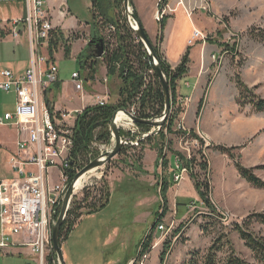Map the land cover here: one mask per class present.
Wrapping results in <instances>:
<instances>
[{
    "label": "rangeland",
    "instance_id": "rangeland-1",
    "mask_svg": "<svg viewBox=\"0 0 264 264\" xmlns=\"http://www.w3.org/2000/svg\"><path fill=\"white\" fill-rule=\"evenodd\" d=\"M139 1L144 28L147 35H150L148 37L152 44L160 47L162 40L171 61L188 53V69L191 68V72L195 74L210 69L212 74L208 73V77L213 80L205 90V98L202 97L203 101H199L194 115L190 110L193 100L189 103L183 101L185 110H175L174 103L173 110L170 108L169 113L175 114L172 131L168 130L167 122L162 125L136 123L125 113L128 112L127 109H117L136 124L140 133L133 134L120 127L123 142L121 152L97 167L87 181H84V188L82 185L76 192L74 188L68 206V212L73 210L74 225L69 236L61 243L64 262L185 264L193 251L205 252L213 239L223 231L228 234L237 252L251 260L249 249L245 247L239 234L232 232V227L235 223L242 224L250 214L264 213V188L248 183L240 175L236 163L253 169V173L264 181V112H259L257 118L249 119L250 123L242 122V131L230 121L224 123L222 120L221 125L212 127L211 123L219 119L220 113L223 119H246V111L239 103L237 74H240L252 96L264 98V43L251 35L252 31L264 28V0ZM10 2L12 3L0 0L1 17L3 13L8 16L21 13L22 5L13 0ZM164 3L168 4V8L164 15L165 28L161 31L164 18L158 21L155 14L162 4L164 7ZM69 6L82 22L92 24V0H69ZM133 11L135 9L131 12ZM174 13L176 15L173 17ZM193 25L203 33L204 40L193 39ZM57 35L56 32L54 37ZM60 36L61 41L53 52L47 46L48 53H53V58H56L58 77L65 83V91L55 92L57 104L62 106L69 102L72 107L85 106L94 101L92 94L87 91V96L81 100L80 94L75 93L71 87L74 71L80 72L82 78L85 75L82 59L74 57L80 47V43L75 40L80 36L73 33H62ZM191 39L192 42H189ZM6 40L7 52H3V56L5 59L9 58L11 70L20 75L25 70V61L19 54L11 55L15 48L10 36ZM206 43H214L219 52L208 57L202 48L199 53V46L205 47ZM192 47L194 55L190 57ZM72 48L73 56L70 57ZM89 50L92 51V48L86 47L84 53ZM41 52L47 54L46 47ZM161 54L164 56L162 51ZM154 58L156 60V56ZM211 59L214 60L213 64L206 63ZM217 74L220 75L217 77ZM109 82L113 94L108 96L107 103L112 104L118 92L112 86V80ZM106 94L105 90L104 95ZM175 94L176 89L175 93L174 90L173 94L170 92L171 103ZM248 106L254 108L251 104L244 108ZM15 109L14 93L0 90V118ZM146 120L161 121L160 117ZM179 123L183 125L181 129L177 127ZM183 133L194 141H189L188 144L182 142L180 137ZM17 140V129L10 121L0 124V179L12 175L9 159L10 153L16 150ZM114 145L115 138L111 132L109 141L94 145V151L98 152L96 158L112 150ZM217 145L234 147L231 153L235 154L236 159L217 150ZM201 156L207 162L205 168L201 165L203 161L200 163ZM192 157L197 158L198 164L192 167L193 170H184L181 162ZM202 183L209 187L210 205L203 202L204 197L200 194L198 186H203ZM66 192L67 190L64 196ZM60 211L58 209L53 212L50 219V232L47 234L50 235L51 242L52 227ZM253 229L264 237V225L256 223ZM51 245V250L44 252L42 261H35L37 256L33 255L31 246L16 247L18 252L13 253L12 250L10 253L0 251V264H49L51 259L55 264H61L53 249V242Z\"/></svg>",
    "mask_w": 264,
    "mask_h": 264
},
{
    "label": "built area",
    "instance_id": "built-area-1",
    "mask_svg": "<svg viewBox=\"0 0 264 264\" xmlns=\"http://www.w3.org/2000/svg\"><path fill=\"white\" fill-rule=\"evenodd\" d=\"M13 1L23 4L25 13L11 20L10 32L16 38L21 35L28 38L31 63L20 75L8 68L0 70V90L13 92L16 96L15 111L6 112L0 118V124L10 121L18 132L16 150L10 153L9 159L12 175L0 179V251L31 246L33 254L42 261L44 252L52 248L47 232H50L53 212L62 206L72 173L76 174L83 168L81 165L73 167L75 163L71 154L75 122L83 109L56 112L50 107L49 93L58 82L59 67L47 51L56 30L49 0ZM166 10L160 8L155 14L156 20L161 21ZM125 16L127 20L126 11ZM129 27L133 31L136 28L132 17ZM110 28L114 29V26L110 25ZM192 37L204 40L203 33L196 29ZM44 47L45 55L41 52ZM153 61L154 65L157 64L154 57ZM72 79L76 89L82 90L80 73L73 72ZM183 101L189 103L192 98L180 94L182 109L185 110ZM106 103L105 98H99V105ZM128 112L136 116L134 107ZM120 123L119 128L123 127L133 134L140 133L136 124L127 117ZM177 127L181 129L183 125L179 123ZM184 139L181 141L188 144L189 141Z\"/></svg>",
    "mask_w": 264,
    "mask_h": 264
},
{
    "label": "trees",
    "instance_id": "trees-1",
    "mask_svg": "<svg viewBox=\"0 0 264 264\" xmlns=\"http://www.w3.org/2000/svg\"><path fill=\"white\" fill-rule=\"evenodd\" d=\"M123 3L124 0H92L91 9L94 19V32L91 34L90 42L93 40L95 42H98L100 39L104 40V53L102 57L106 63L108 75L114 76L117 74L121 82L116 102L87 106L76 119L72 136L73 147L71 150L75 163L74 168H78L79 165L83 167L93 158H96L98 154L97 150L96 152L94 151L96 143H106L110 140L111 131L109 125L113 113L117 109L128 110L134 107L136 117L141 119L157 118L162 116L165 111V93L162 81L157 75L153 57L149 54L144 42L129 27ZM165 5L166 3H164ZM162 6L161 8H163ZM134 14L138 19L137 13L134 12ZM165 19L161 22V31L165 28ZM110 25H113L114 29H111ZM54 32H57L58 35L56 37L53 35L49 41L50 52H53L61 41L60 34L62 32H59V30H55ZM251 35L256 40L264 43V28L258 29L257 32L252 31ZM153 47L168 81L170 92L173 94V90L175 93L177 81L189 70L188 53H185L180 63L172 68L161 54L160 47L157 45H153ZM91 48L93 51L91 57L96 58L93 46H88V49ZM52 54L50 53L51 57H53ZM81 56L82 53L79 55V59H81ZM236 82L239 88V103L241 107L244 108L247 104H251L255 111L264 112V98L257 97L254 94L252 96L250 89L244 84L240 74H237ZM54 86L55 89H59L60 87L57 83ZM174 100L175 98L172 100L170 106L171 111L174 107ZM165 122H167L168 130L172 131L175 122L174 112L167 116ZM138 126L142 125L138 124ZM183 137L185 141L192 140L191 137L188 139L185 133L180 138L183 139ZM216 148L222 153L228 154L231 158L236 159L235 154L231 153L235 149L234 147L217 145ZM201 157L200 163L203 161L201 165L205 168L207 162L204 156ZM182 163L184 168L189 171V169L191 170L192 167L196 166L195 164H198V160L192 157ZM236 166L240 175L248 183L257 188H264V181L253 173V169L245 168L238 162ZM74 176L75 172L70 176V180ZM202 185L199 184L198 186L201 191L200 194L204 197L203 202L209 204V187L207 184L202 183ZM72 212L73 210H69L66 220H64L61 227V243L69 236L74 225ZM256 223L264 225V213L255 212L250 214L243 220L242 224L235 223L232 227V232H237L243 240L245 247L249 249L251 260L241 256L237 252L234 243L230 240L228 234H225L223 231L213 239L210 247L205 252L199 250L193 251L185 264H264V237L259 233H255L253 225Z\"/></svg>",
    "mask_w": 264,
    "mask_h": 264
},
{
    "label": "crops",
    "instance_id": "crops-1",
    "mask_svg": "<svg viewBox=\"0 0 264 264\" xmlns=\"http://www.w3.org/2000/svg\"><path fill=\"white\" fill-rule=\"evenodd\" d=\"M10 1H12V0H3V2L12 3ZM21 5H22V9H21V13L19 15L8 16L6 13H3L2 17L0 16V70L5 69V68L11 69V67L9 66L10 65L9 58L5 59V57L3 56V52L4 53L7 52V49L5 46H6V41H7L6 39H8L9 36H10L11 42L13 44V47L15 48V49H13V53L11 55L17 56L19 54L20 56H22L23 60L25 61V66H24L25 69L31 63L30 62L31 61L30 46H29L28 38L21 35L19 38L16 39L12 36V33L10 32L11 20L20 18L25 13L23 4H21ZM48 6L50 7V11H51V14L53 17L54 27L56 30H60L62 33L78 34V36H80L77 40H75L76 42L80 43V47L75 52L74 57L79 60V55L82 53L83 57L81 56L82 60L81 59L80 60H81V63L85 69V75L82 78V75L79 72L81 78L83 79L82 90H77L75 87V82L73 81V79H71L72 80L71 81V87H72L73 91L77 94H80L81 100H83L84 97L87 96V91H88V93H91L92 96L94 97V101L85 105V106L84 105H76V106L72 107V106H70L71 103H69V102L63 103L62 106L58 105L57 100H56L57 93H55V92L61 91V93H62L63 91H65V83L63 81H61L58 77L59 82H57V84H59V86H60L59 89H55L54 85L50 89V93H49V98L51 101L50 107L52 109H54L56 112L72 111V110H76V109H84L87 106L98 104L99 98H105V100L107 101L108 96L113 94L112 91H110V84H109L110 82L109 81L112 80L114 85H112V84L111 85L113 87L117 88L116 93L118 92V88H119L121 81L116 75H114V76L108 75L107 66H106V63H105L103 57L98 58L96 56V58H92L91 54L93 53V51H90V50L87 51L86 53H84L86 50V47L90 46L89 45L90 44V37H91V34H93V32H94V27H93L94 19H93V22L91 25L88 22H82L79 19V16L72 12L71 7L69 6V0H49ZM133 8L135 9V12L137 13L138 18L140 19V21L144 27L142 17H141L142 9L140 7V1L139 0H133ZM163 8H168V4L166 3V5ZM1 9L2 8L0 6V13H1ZM176 13H174L173 17L176 15ZM8 20H9V22H7ZM189 21H191L190 18H189ZM195 28H197V27H195V25H193L192 31ZM95 30H96V28H95ZM163 40H164V38H163ZM213 44H207L206 43L205 47L200 45L199 46V53L202 52V48H203L204 53L208 57L209 56L211 57V54H217L219 52V48L214 47ZM160 48H161V51L164 54L167 62L172 67H175L177 64H179L182 57L180 56V59L177 58L174 61H171L167 55V52L165 51L162 40L160 42ZM191 55H194V48L193 47L190 49V57H191ZM9 56H10V54H9ZM72 56H73V48L71 50L70 57H72ZM199 56H200V66H201V54H199ZM55 59L52 57V61L57 63ZM208 62L210 64L211 63L213 64L214 60L213 59H211L210 61L207 60L206 63H208ZM206 66H207V64H206ZM2 67H4V68H2ZM74 72H78V71H74ZM208 73L209 74L211 73L210 69L205 70V72H202V73H200L198 71V73L195 74V73L191 72V68H190V70L181 79H179L177 81L176 94L174 96L175 101H176V99L180 98V94L184 95V96H190L193 100V103H192L191 109H190L191 112L193 113L192 115H194L197 112L199 101L202 100L201 99L202 97L205 98V96H206L205 90H207V87H209L212 83L213 78H211V80H210V78L208 77L209 76ZM219 75L220 74H217V77ZM207 78H208L209 82L205 81ZM85 87H86V90H85ZM105 90L107 93L106 95H104ZM116 95H117V97H116V100H117L118 93ZM15 98H16V96H15ZM116 100H115V102H116ZM202 101L200 103H202ZM179 108L182 109V105H180ZM243 109L246 111V114H245L246 119H244V118H233V119L224 118L223 119V115H222V113H220L219 119L213 120L211 123V127L217 126V124L221 125L222 120H224L225 121L224 123H227L230 121L232 123V125L233 124L235 125V128L241 129L240 131H242L243 130V126L241 125L242 122H249V119L255 118V117L257 118V116H259L258 115L259 112H255L254 108H251L250 106H248L246 109L245 108H243ZM240 115H243V113H241ZM249 115L251 117H249ZM252 116H254V117H252ZM191 119L193 120L192 116H191ZM258 119H260V118H258ZM213 123H215V124H213ZM206 125L209 127L208 123H206ZM24 247H26V246H24ZM11 250H12V253L15 251L18 252V250H16V248H11L9 250H6L5 253H10ZM29 255H31V252H29ZM35 261H37L36 257H35Z\"/></svg>",
    "mask_w": 264,
    "mask_h": 264
},
{
    "label": "water",
    "instance_id": "water-1",
    "mask_svg": "<svg viewBox=\"0 0 264 264\" xmlns=\"http://www.w3.org/2000/svg\"><path fill=\"white\" fill-rule=\"evenodd\" d=\"M124 7H125L126 14H127L128 24H130V17H132L136 22V28L132 27L134 29L135 34L144 42V44L146 45V47L150 51V55L152 57H155L156 55H155L153 44H152L151 40L149 39L145 28L143 27L141 21L136 18L135 14L133 12H131L132 11L131 9H134L133 8V0H124ZM90 45L93 46L95 55L98 58L102 57V55L104 53V40L100 39L98 42H95L93 40L90 42ZM156 59H157V64H155V69H156L158 77L162 81V85H163V89H164V93H165V98H166L165 111L162 114V116H160V119H161L160 122H152L150 120L141 119L139 117L132 116L130 114V112H125L136 123H146L149 125L153 123L154 125H158V124L162 125L170 113L171 96H170L169 84H168V81L166 79L165 74L162 71V67L160 65V61H159L157 56H156ZM118 112H119V110H116L113 113V116H112V119L110 122V126H109L110 131L113 133L114 138H115L114 147L112 148V150L104 153L101 157L96 158L95 160H92L91 162H89L86 166H84L80 171H78L75 174V176H74L72 182L70 183V185L67 189V192L63 198L61 211H60V214L58 216V219H57L56 223L54 224V226L52 227L53 249H54L55 253L58 255L61 264H65V262H64V258H63V254H62V249H61L60 230H61L63 222L66 218V214L68 212V206H69V202H70L71 196H72L74 188H75V182L83 174L87 173L91 169L97 168V167L102 166L105 163H107L109 160H111L116 155H118L122 150L123 142L121 141L119 127H118V124L116 123V116H117ZM157 118H159V117H157ZM49 264H55L54 260L51 259Z\"/></svg>",
    "mask_w": 264,
    "mask_h": 264
},
{
    "label": "bare ground",
    "instance_id": "bare-ground-1",
    "mask_svg": "<svg viewBox=\"0 0 264 264\" xmlns=\"http://www.w3.org/2000/svg\"><path fill=\"white\" fill-rule=\"evenodd\" d=\"M132 10V9H131ZM134 12V11H133ZM103 56V55H102ZM59 82V81H58ZM174 103L176 104V106H175V110L177 109V108H179V106L180 105H182L181 104V102H180V98H178V99H176V101L174 100ZM182 110V109H181ZM126 117H125V115H124V113L123 112H119V113H117V116H116V123L117 124H119L120 123V121H122V120H124ZM175 128H177V127H175ZM95 170H96V168H94V169H91L90 171H88L87 173H85V174H83L76 182H75V192L76 191H78L80 188H81V186L83 185V183H84V181L88 178V177H90V175L91 174H93V172H95ZM87 181V180H86ZM146 257V256H145ZM144 259V258H143Z\"/></svg>",
    "mask_w": 264,
    "mask_h": 264
}]
</instances>
